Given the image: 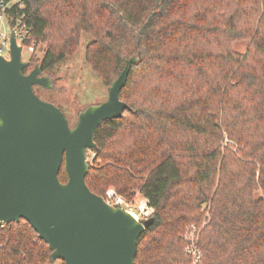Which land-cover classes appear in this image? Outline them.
Returning a JSON list of instances; mask_svg holds the SVG:
<instances>
[{
	"label": "trees",
	"instance_id": "16d2710c",
	"mask_svg": "<svg viewBox=\"0 0 264 264\" xmlns=\"http://www.w3.org/2000/svg\"><path fill=\"white\" fill-rule=\"evenodd\" d=\"M1 3L11 4L10 30L28 32L23 49L46 46L25 74L40 66L51 78L82 34L106 86L140 60L120 94L130 110L98 128L86 177L99 197L113 186L154 207L135 264L188 263L181 234L202 225L204 205L198 264H264V0ZM239 42L249 43L243 54ZM59 178L68 182L65 163ZM51 255L25 220L0 227V264H52Z\"/></svg>",
	"mask_w": 264,
	"mask_h": 264
},
{
	"label": "water",
	"instance_id": "95a60500",
	"mask_svg": "<svg viewBox=\"0 0 264 264\" xmlns=\"http://www.w3.org/2000/svg\"><path fill=\"white\" fill-rule=\"evenodd\" d=\"M9 43L10 59L0 54V223L25 220L52 251V264H135L138 240L155 219L139 222L108 205L86 177L98 128L130 110L120 94L140 60L131 58L108 100L86 108L71 128L60 108L35 93L36 86L52 90V80L40 66L24 73L30 64L15 31ZM64 163L66 184L59 178Z\"/></svg>",
	"mask_w": 264,
	"mask_h": 264
},
{
	"label": "rangeland",
	"instance_id": "374dc122",
	"mask_svg": "<svg viewBox=\"0 0 264 264\" xmlns=\"http://www.w3.org/2000/svg\"><path fill=\"white\" fill-rule=\"evenodd\" d=\"M4 25L6 27V32L9 35L11 31L9 25L7 24V20ZM91 41V38L87 34H82L80 46L77 51L54 67V69L51 71V80L53 84L52 90L41 88L34 89L35 93L44 102L54 104L63 111L69 121L71 128L76 126L81 112H83L89 106L98 105L107 101L109 97V88L111 86H106L103 81L93 72L86 61L87 47ZM248 46V42H239L235 44L233 48L236 52L243 54L247 51ZM30 48L23 49V61L29 63L31 62V58H35L34 60L40 62L45 54L46 46L43 44H33ZM5 50L6 51L4 55L10 58V47L6 46ZM92 154L93 153L89 151L87 156L89 162H91ZM109 188L114 187L111 186ZM206 208V205H204L202 209L204 214L202 225L199 226L197 224H189L185 227L181 234V238L185 243L184 252L187 253V236H190V231H197V235H195V243L200 251L201 259L202 252L198 247V242L200 240L199 235L201 234L202 228L209 222L210 218V214L207 212ZM188 256L190 258L188 263L177 264H195V258L190 255Z\"/></svg>",
	"mask_w": 264,
	"mask_h": 264
},
{
	"label": "built area",
	"instance_id": "2783aa9c",
	"mask_svg": "<svg viewBox=\"0 0 264 264\" xmlns=\"http://www.w3.org/2000/svg\"><path fill=\"white\" fill-rule=\"evenodd\" d=\"M11 4L1 3V10L2 13L0 14V54L4 56L6 59H10L6 57L5 48L6 46L10 47L9 38L11 37L12 30H10V34L6 32L5 22H6V15L5 12L8 8H10ZM21 25V24H20ZM16 32L17 42L20 45L26 38V34L28 33L27 30L25 31L24 28L20 29L19 31L14 30ZM10 36V37H9ZM33 49V48H30ZM95 158V154H92L91 161ZM89 162V161H88ZM104 201L115 208H121L125 212L130 213L137 221L145 222L153 218L155 209L151 205L150 200L144 196H142L139 192L135 193L133 198H127L120 193L117 192L115 188H109L105 196L103 197ZM7 225L5 223H0V227ZM191 234L188 237V247H187V254L193 256L195 258V264H198L201 260L200 251L196 246V236L197 231L195 232L190 231ZM54 264H62V262L57 261Z\"/></svg>",
	"mask_w": 264,
	"mask_h": 264
}]
</instances>
